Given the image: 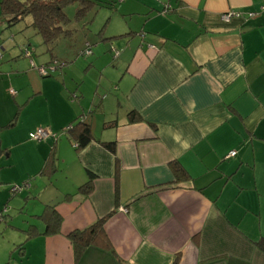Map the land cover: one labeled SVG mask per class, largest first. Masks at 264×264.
<instances>
[{
  "label": "crops",
  "instance_id": "crops-1",
  "mask_svg": "<svg viewBox=\"0 0 264 264\" xmlns=\"http://www.w3.org/2000/svg\"><path fill=\"white\" fill-rule=\"evenodd\" d=\"M92 1L109 5L54 55L61 84L0 56V185L29 184L10 202L0 188L1 212L27 223L0 264H264V0ZM77 121L92 137L80 150L62 133ZM38 128L56 139L31 141ZM47 207L60 216L49 235ZM108 214L110 250L77 256L67 234Z\"/></svg>",
  "mask_w": 264,
  "mask_h": 264
},
{
  "label": "trees",
  "instance_id": "trees-1",
  "mask_svg": "<svg viewBox=\"0 0 264 264\" xmlns=\"http://www.w3.org/2000/svg\"><path fill=\"white\" fill-rule=\"evenodd\" d=\"M101 5L109 4L93 2L92 0H29L26 2L0 0V14L3 19L4 29L12 28L15 24L29 18L30 24L25 27H31L40 36L41 42L46 47L52 58L51 62H53L55 61L53 59V49L56 42L59 39L71 38L75 32V29L71 28L72 22L81 24L82 27L90 25L94 15L93 12ZM69 6L75 7L73 20L65 13V9ZM101 35L102 32L99 31L98 36L101 37ZM88 45L90 47L91 44L89 43ZM109 125L111 124H107V126ZM63 134L69 137L76 150L85 148L92 140L90 128L83 121H77L67 127L63 130ZM105 148L111 152L114 151L113 143L105 144ZM173 169L175 174L179 171V174L185 176V173L178 165L174 164ZM78 190L83 194H87L91 190V180L89 179ZM109 215L102 217L82 231H73L67 234V238L77 256L83 250L92 246H103L110 250V243L104 231V224ZM39 218L45 221V235L56 233L60 224V216L53 207H47ZM25 233L27 235L26 238H29L37 234V231L31 226ZM255 245L261 252H264V239L256 242Z\"/></svg>",
  "mask_w": 264,
  "mask_h": 264
},
{
  "label": "rangeland",
  "instance_id": "rangeland-1",
  "mask_svg": "<svg viewBox=\"0 0 264 264\" xmlns=\"http://www.w3.org/2000/svg\"><path fill=\"white\" fill-rule=\"evenodd\" d=\"M74 11L75 8L74 6H69L65 9V13L66 15L73 20V16H74ZM96 18L99 17L98 14H96L95 16ZM102 26H100L101 28ZM71 28L75 29V32L73 33L78 34V33H82V25L78 24V23H74L72 22L71 24ZM76 28H79L76 30ZM98 28L97 31L100 29ZM11 29H13L12 31H9L8 29H3L2 32H0V39H2L4 41V52L2 53V51L0 50V56L1 55H5V54H9L12 52V55H15V59L16 60H25L28 62V68L31 70H34V72H36L37 77L39 82H48L51 81L53 83H59L61 84V71L64 70V68H66V63L64 61L55 59L56 64L54 65L53 62H51V60H49L50 58V54L47 51L46 47L42 44L41 42V38L39 35H37L35 33V31L29 27L26 28L24 21H21L17 24H15ZM79 31V32H78ZM15 33L14 35V39H12V34L11 33ZM80 36V35H78ZM67 41H64V39H59L56 44H55V48L53 49V54L56 55V53H59L60 57L62 58L63 53L65 52L64 50V45L66 44ZM25 48H29L30 52H31V57H25L23 50ZM80 53V50L79 52ZM82 59H85L84 57H81ZM15 61V60H13ZM30 62L35 64V67H31L30 66ZM43 63V64H36V63ZM49 62V63H48ZM33 64V65H34ZM45 64V65H44ZM44 67L46 72H47V76H44L40 73V68ZM52 67H54V69H51ZM52 79H56L55 81H53ZM50 140H53V138H51ZM45 142V141H43ZM22 183L20 184H10L7 186H2L0 185V188H6L8 194L6 197L7 201L10 200L9 202L12 200L11 197L14 196L10 190V188L14 185H18L21 186ZM4 203H2V205L0 206L1 208H4ZM0 208V209H1ZM26 211V209H25ZM19 208L14 207V206H10L9 208L3 212H1L0 210V217H2V219L0 220V251L5 249V245H6V241L10 239H15L16 236L15 235H11L8 236L10 233H17L16 228L21 225H25V227H27V223L22 222V215L19 214ZM9 215L6 219V222L4 221V215ZM18 223V224H17ZM19 225V226H18ZM15 227V228H12ZM19 228L18 232H20ZM21 233V232H20ZM13 249V247L10 246V250Z\"/></svg>",
  "mask_w": 264,
  "mask_h": 264
},
{
  "label": "built area",
  "instance_id": "built-area-1",
  "mask_svg": "<svg viewBox=\"0 0 264 264\" xmlns=\"http://www.w3.org/2000/svg\"><path fill=\"white\" fill-rule=\"evenodd\" d=\"M260 10L261 11H264V3H262V5L260 6ZM246 16L248 17H252L253 15L252 14H247ZM239 18L241 17V13H233V12H227L225 13L223 16H222V19L223 21L225 22H228L231 18ZM23 53H24V56L25 57H31V52L25 48L23 50ZM115 56H117L118 54L115 52L114 53ZM82 55L87 57V56H90L91 55V49L89 47L88 44H85V49L82 51ZM53 64L55 65L56 62H53ZM30 66L31 67H34L33 63L30 62ZM51 69H54V67H52ZM40 73L44 76H47V72L45 70L44 67H41L40 68ZM8 93L11 95V96H15L16 95V91L14 89H9L8 90ZM74 97V96H73ZM63 133V132H62ZM56 136L55 134H53L49 129L47 128H38L36 129L34 132L30 133L29 134V139L31 141H34V142H43V141H46L48 139H51L53 138V140L56 139ZM235 152L234 151H231L228 153L227 157H234L235 156ZM29 185V184H28ZM28 185H24L22 184L21 186H18V185H14L10 188L12 194H18L19 192H21L24 188H26Z\"/></svg>",
  "mask_w": 264,
  "mask_h": 264
}]
</instances>
